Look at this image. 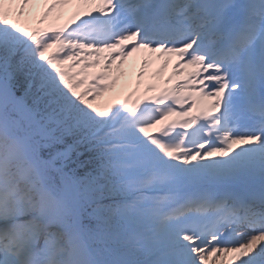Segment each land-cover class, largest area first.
Segmentation results:
<instances>
[{
    "label": "snow or ice",
    "instance_id": "6c2138e0",
    "mask_svg": "<svg viewBox=\"0 0 264 264\" xmlns=\"http://www.w3.org/2000/svg\"><path fill=\"white\" fill-rule=\"evenodd\" d=\"M0 264H264V0H0Z\"/></svg>",
    "mask_w": 264,
    "mask_h": 264
},
{
    "label": "rangeland",
    "instance_id": "374dc122",
    "mask_svg": "<svg viewBox=\"0 0 264 264\" xmlns=\"http://www.w3.org/2000/svg\"><path fill=\"white\" fill-rule=\"evenodd\" d=\"M68 7L69 8L70 7L71 8H78L79 6L72 4V5H69ZM65 10H67V8ZM42 11H43V9H39V11L34 10L31 17H28L26 15V17L24 19L20 20V23L24 24L28 28H39V27H45L46 28V27H48L51 23H53L52 19L46 20L43 24L38 23V16H39V13H41ZM55 23L57 24L58 20L55 21ZM158 63H159V67H160L161 62L158 61ZM159 67H152L151 68V66H149L148 68H151V70L149 71V74L147 77L152 76L158 70ZM130 70H131V66L125 64L124 75L121 76L120 82L117 84L115 92L110 91V92L104 93V94H107L105 96L110 95L109 96V102H114V101L119 102V101H123L125 98H127V97H124L122 94H125V90H127V89L129 90L131 88L130 85H133L132 83L135 82V80H136V78L131 76V74L129 75V72H131ZM171 71H172V67H171V65H169V67L166 70H164V72L162 73L161 76H165L167 78V76L171 73ZM128 76H130V77H128ZM155 79L156 78H154L152 80L154 81ZM178 79H180V78L174 79L173 82L176 83ZM184 94L187 95V92H185ZM98 99L101 100V103H103V104L105 103L103 100V96L98 98Z\"/></svg>",
    "mask_w": 264,
    "mask_h": 264
},
{
    "label": "bare ground",
    "instance_id": "6f19581e",
    "mask_svg": "<svg viewBox=\"0 0 264 264\" xmlns=\"http://www.w3.org/2000/svg\"><path fill=\"white\" fill-rule=\"evenodd\" d=\"M72 14H74V12H72ZM71 16L70 13L68 14L69 20L71 21ZM146 55L144 53H139V54H134L133 57H130L129 60L126 62V65H130L131 66V72H129V75L131 74V76L135 77L136 80L135 82H133V85H130L131 88L129 90H126L125 92H127V98L131 97V100L136 99L137 95H140L141 93H143L144 88L148 85V84H153L156 87L158 85H161L162 83H158L157 81H153L152 79H154L153 75L150 77H147L149 74V71L151 70L152 67H159V63L158 61H154L152 62L149 66H151V68H147L145 70L146 75L142 80H138L135 72L139 70V65H140V60L141 58ZM140 56V57H139ZM133 65L135 66L134 69L132 68ZM172 67V66H171ZM130 77V76H128ZM161 77V76H160ZM160 77L156 78L159 79ZM166 78V77H164ZM177 77H173V81L174 79H176ZM174 84V82H173ZM171 86V85H168ZM203 103V102H202ZM205 104L207 103V101L204 102ZM195 113V112H194ZM172 119H176L175 117H173Z\"/></svg>",
    "mask_w": 264,
    "mask_h": 264
}]
</instances>
